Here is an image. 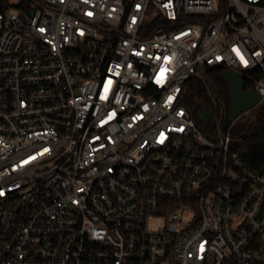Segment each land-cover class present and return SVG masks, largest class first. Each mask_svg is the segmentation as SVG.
I'll return each instance as SVG.
<instances>
[{"label": "built area", "instance_id": "obj_1", "mask_svg": "<svg viewBox=\"0 0 264 264\" xmlns=\"http://www.w3.org/2000/svg\"><path fill=\"white\" fill-rule=\"evenodd\" d=\"M6 1L0 264H264V174L232 137L264 109V0ZM213 68L260 100L207 135L182 91Z\"/></svg>", "mask_w": 264, "mask_h": 264}, {"label": "trees", "instance_id": "obj_2", "mask_svg": "<svg viewBox=\"0 0 264 264\" xmlns=\"http://www.w3.org/2000/svg\"><path fill=\"white\" fill-rule=\"evenodd\" d=\"M252 84L246 83L245 89ZM228 93V85L222 78V70L213 68L203 78H191L182 91V102L190 110L192 116L200 125L201 115L209 110L213 115L215 104H222ZM215 123H212L214 125ZM201 126V125H200ZM209 127V126H208ZM207 127V128H208ZM232 137L242 140L249 148V165L257 172L264 174V109L254 122H238L232 128Z\"/></svg>", "mask_w": 264, "mask_h": 264}, {"label": "water", "instance_id": "obj_3", "mask_svg": "<svg viewBox=\"0 0 264 264\" xmlns=\"http://www.w3.org/2000/svg\"><path fill=\"white\" fill-rule=\"evenodd\" d=\"M222 78L230 87L231 101L233 103L230 112L233 118L259 102L260 95L254 89L246 90L245 80L238 73L232 70H225L222 72ZM201 120L214 122L212 113L209 110L204 111L201 115Z\"/></svg>", "mask_w": 264, "mask_h": 264}, {"label": "rangeland", "instance_id": "obj_4", "mask_svg": "<svg viewBox=\"0 0 264 264\" xmlns=\"http://www.w3.org/2000/svg\"><path fill=\"white\" fill-rule=\"evenodd\" d=\"M6 2L9 4V7H11L12 9H15L19 3V0H7ZM259 114H260V111L256 110L252 115L243 118L239 122H246L248 124H251L252 122H254L256 120V118L259 116ZM224 116L225 117L229 116V112H228L227 108L225 109ZM221 117H222V105L220 104L218 106V103H217V104H215V107L213 109V115H212V119H214V122H211V121L206 122V121L201 120L202 123L200 124L201 125L200 127L202 128V130L207 135L221 134V125H220L221 124ZM223 122L225 124V120ZM212 123H215V124L212 125Z\"/></svg>", "mask_w": 264, "mask_h": 264}, {"label": "flooded vegetation", "instance_id": "obj_5", "mask_svg": "<svg viewBox=\"0 0 264 264\" xmlns=\"http://www.w3.org/2000/svg\"><path fill=\"white\" fill-rule=\"evenodd\" d=\"M226 83H227V82H226ZM227 85H228V83H227ZM222 103L225 105V107H226L228 110H230L231 107H232V105H233V103H232V101H231V95H230V87H229V85H228V93H227V95L224 97Z\"/></svg>", "mask_w": 264, "mask_h": 264}]
</instances>
